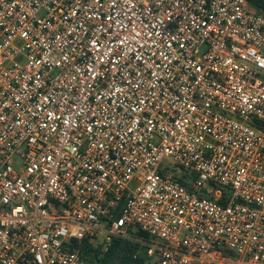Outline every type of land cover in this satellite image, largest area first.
Listing matches in <instances>:
<instances>
[{
    "label": "built area",
    "instance_id": "2783aa9c",
    "mask_svg": "<svg viewBox=\"0 0 264 264\" xmlns=\"http://www.w3.org/2000/svg\"><path fill=\"white\" fill-rule=\"evenodd\" d=\"M116 238L151 264H264L249 0H0V264Z\"/></svg>",
    "mask_w": 264,
    "mask_h": 264
},
{
    "label": "trees",
    "instance_id": "16d2710c",
    "mask_svg": "<svg viewBox=\"0 0 264 264\" xmlns=\"http://www.w3.org/2000/svg\"><path fill=\"white\" fill-rule=\"evenodd\" d=\"M249 3L250 10L264 14V0H249ZM175 173L176 177L189 188L188 175L184 172L178 174L175 171ZM137 234L144 238L148 237L141 231H138ZM80 250L85 259L89 257L98 264H151L145 256L144 246L126 239L116 238L107 248L102 245L95 247L84 241Z\"/></svg>",
    "mask_w": 264,
    "mask_h": 264
},
{
    "label": "rangeland",
    "instance_id": "374dc122",
    "mask_svg": "<svg viewBox=\"0 0 264 264\" xmlns=\"http://www.w3.org/2000/svg\"><path fill=\"white\" fill-rule=\"evenodd\" d=\"M85 264H98L97 262H93L92 259H90L89 257L86 259V263Z\"/></svg>",
    "mask_w": 264,
    "mask_h": 264
}]
</instances>
